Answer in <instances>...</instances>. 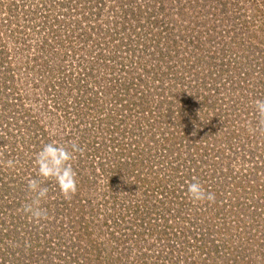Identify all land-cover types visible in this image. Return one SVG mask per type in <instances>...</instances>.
I'll use <instances>...</instances> for the list:
<instances>
[{
    "label": "rangeland",
    "instance_id": "rangeland-1",
    "mask_svg": "<svg viewBox=\"0 0 264 264\" xmlns=\"http://www.w3.org/2000/svg\"><path fill=\"white\" fill-rule=\"evenodd\" d=\"M60 4L69 8L61 18L55 14ZM0 57L6 58V71L22 78L25 87L17 92L32 112L43 102L46 82L71 75V84L83 86L81 92L70 89L64 110L42 116L39 134L33 130L37 136L32 133L26 144L21 123L5 125L0 120V264H108V259L111 264H149L163 258L164 230L172 225L177 229L179 222L190 231L213 235L211 242L218 245L207 253L196 247L193 259L264 264V125L254 104L264 100V0H0ZM140 71L149 75L144 84L148 92L137 97L150 99L139 106L132 84ZM0 86L1 105L8 104L18 119L19 96ZM157 90L177 97L176 110L183 115L173 118V105L155 100ZM205 112H211V118ZM197 116L204 118L194 122ZM100 121L103 127H98ZM84 126L90 134L97 133L98 140L107 136L103 132L132 131L123 139L118 134L109 145L127 143L120 156L89 157L93 148H82L87 169L77 176V194L65 199L53 180L38 176L34 157L53 141L71 150L78 139L74 133L79 135ZM6 131L12 139L3 135ZM174 133L183 141L169 149L166 138ZM146 135L151 140L146 147L162 144L161 154L152 152L134 175L130 165L131 171L113 179L115 173L105 169L129 161L132 152L140 156L145 150L140 139L146 143ZM196 141L200 149H208V162L199 156ZM193 177L214 194L213 202L194 204L189 199L186 182ZM33 178L49 188L50 198L43 203L47 219L39 223L23 211L33 196L27 184ZM151 183L154 186L148 187ZM173 187L184 192L172 197ZM233 187L246 196L230 197ZM145 193L167 202L151 208V214L124 202L132 196L143 203ZM73 197L85 201L84 214L102 223V234L94 230L91 237L79 239L82 230L73 226L56 234L59 229L51 222L67 223L77 214V204L70 206ZM117 201L119 209H114ZM139 233L145 235H135ZM90 241L101 245L93 247ZM142 252L144 263L138 258Z\"/></svg>",
    "mask_w": 264,
    "mask_h": 264
},
{
    "label": "trees",
    "instance_id": "trees-1",
    "mask_svg": "<svg viewBox=\"0 0 264 264\" xmlns=\"http://www.w3.org/2000/svg\"><path fill=\"white\" fill-rule=\"evenodd\" d=\"M65 12H69V8L66 7L65 5H61L60 4V6L59 5L57 6V12L55 14L58 13V17L61 18L62 15L63 16L68 15V13H65ZM54 22L59 23L58 20H55ZM54 27H56V26L54 25ZM7 38L9 40L8 42H10L12 40V38H10L9 35H7ZM3 39L5 40V38H3ZM20 48H18V51H21ZM17 53H19V52H17ZM5 60H6V58L0 57V84L7 85V88H9V90H10L9 92H11L10 95L19 96L18 98H16V101H18V103L15 104V106L17 108H19L18 109L19 118L15 119L11 115V113H12L11 112V108H9L8 104L2 103V105H1V103H0V120H3L1 122H3L5 125H8V124L13 123L15 121H18L19 123H21L22 127L25 128L22 133H23V139L24 138L26 139V140L24 139V143L26 144L28 140L33 139V137H31L32 133H33V136H37V135H35L33 130L37 131V134H39V132H40L39 129L40 128L38 127V125H39V123H41L42 116L44 114H46V113L48 115L51 112H57L58 110H64L66 108V106L70 103V101H68V99L70 98V97H68V93L70 92V89H74L75 88L77 90H80V92H81L83 86L81 84H79L80 86L78 85V87H77V86H74V84H71V78H72L73 82H75V78H73L71 75L66 76L65 79L61 80L60 82H50V81L46 82L45 83V89H44V93L45 94L42 97L43 98V102L41 101V104H40L39 108L36 111L34 109L35 112L34 111L32 112V110L29 108V105H28V108H27V103H26V99H25L24 95L20 96L18 94L19 90H22L25 87V86L22 87L20 85V84H23L22 78H21V80L17 79L18 76L17 77L15 76V73H14L15 71H13V70H10V71H6L5 70V68L3 67V63L5 62ZM125 70H126L125 73L130 71L129 67H126ZM148 77H149V75L145 74V71H140V73L138 74V76L136 78V83H135V81H133V84H132L133 91H134V95H133L134 98L136 97L137 99H140V100H136V101H141L142 102V103H137L135 101V104H137L139 106L142 105V104L145 105L148 102V100L150 99V98H147V97H144V96L143 97H137V93H140V92L141 93H144V92L147 93L148 92L147 90L144 91V84L147 82ZM133 78H135V77L133 76V73H132V79ZM8 84H10L9 87H8ZM0 88H1V86H0ZM12 89H13V91H12ZM141 89H143V90L141 91ZM17 90H18V92H17ZM66 91H68V92L66 93ZM84 94H85V91H84ZM154 96H155L154 97L155 100H160L163 103V105L165 103L166 105H164V106L173 105V107L169 108V109H171V114H172L173 118L177 117V116H180V115H183V114H180L181 110H176V108L179 107V105L177 103V97H174V98H170L168 96L165 97V96L160 94L159 90H157V92L154 94ZM175 103H176V106H174ZM87 104H88V101H87ZM12 107H14V106H12ZM172 108H174V109H172ZM166 112L167 111H164V112H162V114L166 115ZM205 113H206L205 114L206 116H208V114L210 113L208 118H211V112H205ZM203 118L204 117L197 116L195 118L194 122H197V121L200 122V120H203ZM4 119H5V122H4ZM103 122L104 121H100V123H98V127H103L102 126ZM178 124H180V126L182 124L185 127V123H184L183 120H180L178 122ZM81 128H87V129H81L82 131H80L79 135L74 133V135H76V138H78V139L76 141L72 142V145L75 144L81 150H82V148L84 150H86V149L88 150L89 147H92L93 151L90 154H88L89 157H96V158L100 157V158H102V157H104L107 154L108 155H110V154L114 155V157H115V156H120V153L124 152L123 150L126 151V149L123 148V147L125 145L128 146L127 143L123 144V145H121V142H120V144L119 143L118 144H114V145L111 146V147H114V149H112L109 146V145H111L114 142L115 137L118 134H120V133L114 132V131H111V132H108V133L107 132H103V133H106L107 136L104 137V135L103 136L100 135L101 139H99L100 140L99 141L97 139L98 136L96 137L97 133L94 134L95 132L93 131L91 133L92 134L91 135L89 133L91 130H88V127L84 126V127H81ZM114 128L115 127H113L112 129H114ZM129 129L130 130H127V131L122 132L120 134V135L123 134L120 137L121 139L130 136L129 134L132 131V129L131 128H129ZM83 130L88 131V135H87L86 131H83ZM41 133H44V130H41ZM112 133H114L115 135H113ZM176 134H178V133L171 134V137H169L170 135H167V138H166L167 142L165 143V146L167 148L171 149L174 144H178V143L181 144L182 143L183 140L180 137H177ZM3 135L5 137L9 138V139H12L11 136H10V133L8 131H6V134H3ZM38 136H42V135H38ZM87 136H89V138L91 136H93L95 138V141H92V142L89 141ZM144 136H145V134H144ZM73 137H75V136H73ZM135 139H136V137H135ZM151 139H152V135H151ZM155 139H156V137H155ZM145 140H147L146 143H144V141L140 139V141L143 144L144 149H145L143 151L141 150L142 154H140V156L138 154L135 155L134 152H132L133 153V158H130L129 161L124 160L123 158H121L123 160L119 161L116 166L114 164H111V166H109L108 170H106L104 167H102V168L105 169V171H107L108 173L109 172L110 173L111 172L115 173V176L113 177V179L119 178V174L123 175L126 170L128 171V169H130V171H131V168H129L131 166L134 169V171H132L133 175L135 174V172H139V168L142 167V166H145V164L148 162V159H146V157L149 156V158H150V155L152 154V152L155 153L156 150L158 152H160V154H161V150H162V146H163L162 144H157L156 143V144H153V148H148V147H146L147 142L151 141L149 139L148 135H146ZM152 141H154V139ZM197 142L198 141L195 142V147H196V145L198 146L196 148H197L198 151H200V155L199 156L202 158L203 162H208L209 159L205 158V156H208V154H209L208 153V149H205L203 151L202 149H200L199 144H196ZM136 144H138V143H136ZM136 144L134 143V146ZM148 144H149V142H148ZM14 147L15 146L13 144L11 149H14ZM71 147L72 146H70V148ZM84 154H85V151H83V150L81 152L75 153L76 159L72 161L73 167H74V169L77 172V176H80L84 172V170L87 169L88 160L85 159V155ZM118 159H119V157H118ZM163 159H165V157ZM128 162H130V163H128ZM213 173L215 174V172H213ZM129 176H131V174H129ZM223 177H224V175H223ZM222 179H221V181L223 182V185L226 186L225 177L222 178ZM158 185H160V184H158ZM158 185H155V187H157ZM152 186H154L153 183L149 184L148 187H152ZM237 186L240 187L238 184H237ZM238 187H235V188L233 187V190H232L233 192L230 193V197H233L234 195L236 197H238V198H242L243 196H246L245 195L246 193L243 195V191H241L240 188H238ZM251 187H254V186H251ZM171 190H170L171 191L170 192L171 196L175 197V198L179 197L178 196L179 193H183L184 192L181 187H173ZM249 194L251 195V193H249ZM124 202L131 203L132 205H134L138 209L139 208L142 209V211H144L145 213L151 214L150 213V212H152L151 208L157 209L159 206H163L164 203H166L167 201L163 200L161 196H157V195H155V198L153 199L151 197L150 193H145V195L143 197V200H142L143 203H141V202L139 203L137 201H134L132 199V196H129L128 199L126 201H124ZM72 204H77V206L79 208L76 209L77 214L73 215L71 217V219H69V222L67 221V223H65L64 220H63V221L59 222L57 225H56V221L54 223L51 222L52 228L56 227V228L59 229L58 230L59 232L56 233V234L60 235L63 232L64 227H69L70 228L71 226H73L74 228L78 227L79 228L78 230H82V231H79V239H83V238L86 239L87 236L91 237L92 233H95L94 230L98 231V233L102 234V232H103V230L101 228V226H102L101 224L102 223H98L96 221L92 222V217H94V219H95V216H93V215H85L84 214L85 207H87L85 201H83V199H81V198L78 199L76 197L75 198L73 197V199H71V204H70L71 207H72ZM216 205H218V204H216ZM226 206H229V205H226ZM113 207H114V209H116V208L119 209V202L118 201L117 202H113ZM78 212H79V214H78ZM219 213L221 214L220 210L217 211V214H219ZM144 220H145V218L143 220H141L142 224H143ZM151 220H153V215H151ZM176 222H178V221H176ZM179 223L180 224L177 227V229H176L175 226L172 225L171 228H168V229L166 228V230H164L165 234H167V240H166L167 243H166V246L164 247L165 250L161 251L162 254H163V258L160 259V256H158L156 258H153V259H151V262L149 264H176L177 262H180V263L181 262L182 263L183 262L184 263L188 262V264H207L208 263V261L206 259H203V261H202L201 257H198V259H193L194 258L193 249L198 247L199 249H202V251H206V253H207V251H213V250L217 249L218 245H215V242H211V237L213 235L208 234V233H206V231L204 232V231H201L199 229H198L199 233L194 232V231H190V230H193V229L190 228L188 230L186 225H183L182 222H179ZM192 233L193 234L195 233L196 235L200 234L201 235L200 239L195 240V238H192L190 236V235H193ZM214 233H215V231H214ZM206 234H208V235H206ZM135 235L136 236L137 235L144 236L145 234H140L139 233V234H135ZM159 238H161V237H159ZM58 241L62 242V240H59V239H58ZM136 241H137V244H139V242H138L139 240L136 239ZM90 244L93 247H94V245H101V243L99 241L98 242L97 241L96 242L90 241ZM108 246H110V245H108ZM96 250L97 249H93V252H96ZM91 251L92 250H90L88 252H91ZM202 251H200V252H202ZM79 252H80V250H79ZM208 253H210V252H208ZM117 254L121 255V256L123 255L122 252L121 253H117ZM112 257H113V255H112ZM138 258L142 259L141 262L144 263L146 261V259H147L146 258V252L145 253L144 252L139 253ZM114 259L119 260L120 258H116V256H114ZM216 259L218 260L219 258H215V261H216ZM222 260H223L222 261V263H223L225 259H222ZM108 264H111V260H109V259H108Z\"/></svg>",
    "mask_w": 264,
    "mask_h": 264
},
{
    "label": "clouds",
    "instance_id": "clouds-1",
    "mask_svg": "<svg viewBox=\"0 0 264 264\" xmlns=\"http://www.w3.org/2000/svg\"><path fill=\"white\" fill-rule=\"evenodd\" d=\"M256 112L261 118L259 123L264 125V100L257 99L254 101ZM75 144L71 150L65 146L59 145L53 141L45 144L42 149L35 154L34 165L37 174L44 181L53 180L60 194L65 199H70L78 192L77 172L73 167L72 161L76 159L75 153L81 152ZM9 166L13 162L8 161ZM187 183V196L195 204L197 202H213L215 196L210 191H206L203 185L196 177ZM28 189L33 194L30 202L23 205V211L30 221L39 223L47 219V210L43 207L49 197V188L42 186L40 180L33 178L28 180Z\"/></svg>",
    "mask_w": 264,
    "mask_h": 264
}]
</instances>
